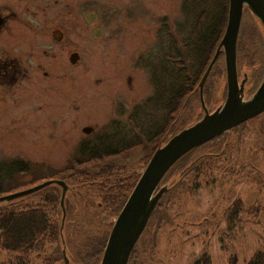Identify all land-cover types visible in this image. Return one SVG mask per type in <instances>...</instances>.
I'll return each mask as SVG.
<instances>
[{
	"label": "trees",
	"instance_id": "trees-1",
	"mask_svg": "<svg viewBox=\"0 0 264 264\" xmlns=\"http://www.w3.org/2000/svg\"><path fill=\"white\" fill-rule=\"evenodd\" d=\"M228 4L229 0H180L173 20L160 18L151 48L136 61L148 73L150 94L129 111L119 107L116 117L80 140L68 163L54 171L56 179L68 186L63 220L61 187L56 184L0 203V264H67L64 256L68 264H100L114 220L141 174L119 160L140 150L146 166L157 148L199 119L187 113L192 102L202 108L199 82L224 35ZM245 12L236 59L241 70L253 67L249 73L242 71L249 77L246 83L252 90L264 73V60L259 56L264 49V29L247 8ZM224 72L221 53L202 87L203 102L212 98L216 89L215 85L208 86L211 75L225 76ZM225 92L224 85L223 98ZM263 170L264 115L242 122L181 156L162 178L160 186L167 189L152 210L127 264H156L153 254L161 231L166 227L173 233L182 230L183 225L175 220L182 215L180 199L195 196L207 177L219 172L223 179L234 171L236 175L245 171L247 180L260 183ZM30 171L26 160L0 158V196L7 180ZM73 190L77 192L72 195ZM243 212L255 221L264 215L258 206L244 208L242 200L231 192L222 219L232 233H222L223 241L235 245L233 232L241 229ZM200 224L205 228L207 223ZM194 264H210L208 252L204 250ZM245 264H264V249L255 251Z\"/></svg>",
	"mask_w": 264,
	"mask_h": 264
},
{
	"label": "rangeland",
	"instance_id": "rangeland-1",
	"mask_svg": "<svg viewBox=\"0 0 264 264\" xmlns=\"http://www.w3.org/2000/svg\"><path fill=\"white\" fill-rule=\"evenodd\" d=\"M143 3L150 11L135 13L132 17L127 13L124 34L120 38L117 36L108 49L102 40L97 41L94 44L96 50L90 56H80V62L75 66L70 65L67 56H56L59 59L58 74L40 78L34 76L32 69L30 90L20 94L21 100L26 102L10 107L0 105V158L18 157L26 160L32 170L7 180L2 196L47 179L56 180L54 171L68 163L80 140L101 130L116 117L119 107L129 111L134 103L150 94L148 73L141 64L136 65V59L140 53L145 56L152 45L160 18L173 19L178 15L180 0H143ZM246 18L245 12L242 20ZM259 56L264 60V49ZM42 59L45 64L50 62L49 57ZM250 69L253 67L240 68V79L242 71L249 73ZM58 75L63 76L59 84L56 82ZM211 76L208 86L215 85L216 89L212 98L204 102L202 90H199L202 108L192 102L187 113L193 119L201 118L204 108L211 111L225 99L222 96L224 85L226 90L225 76L214 73ZM83 128H90L88 134ZM242 153L246 158L247 152ZM144 156L142 151L135 150L119 161L142 172L146 163ZM231 192L242 200L244 208L258 206L264 213V180L260 183L247 180L245 171L237 175L234 171L232 176L222 179L217 172L201 183L195 196L184 195L180 199L182 215L175 218L178 222L175 223L182 224L183 228L175 230L176 233L170 227L161 231L153 254L156 264H194L204 250L210 256V264H232L233 258L236 264H245L255 251L263 250L264 215L255 221L243 212L240 216L242 227L233 232L235 245L221 239L222 233H232L222 219ZM204 221L207 223L205 228L200 224ZM2 257L0 251V259Z\"/></svg>",
	"mask_w": 264,
	"mask_h": 264
},
{
	"label": "flooded vegetation",
	"instance_id": "flooded-vegetation-1",
	"mask_svg": "<svg viewBox=\"0 0 264 264\" xmlns=\"http://www.w3.org/2000/svg\"><path fill=\"white\" fill-rule=\"evenodd\" d=\"M142 11H150L143 0H0V105L24 103L20 94L30 90L32 69L40 78L58 74L56 56H67L75 66L80 56L96 50L97 41L108 49L124 34L127 13L132 17ZM42 57L50 62L45 64ZM57 77L59 84L63 76ZM249 88L245 83V95L252 94ZM260 115L264 111L248 120Z\"/></svg>",
	"mask_w": 264,
	"mask_h": 264
},
{
	"label": "water",
	"instance_id": "water-1",
	"mask_svg": "<svg viewBox=\"0 0 264 264\" xmlns=\"http://www.w3.org/2000/svg\"><path fill=\"white\" fill-rule=\"evenodd\" d=\"M244 7L259 20L264 29V0H229L224 35L199 82L201 92L213 64L223 52L226 77L223 103L212 112L203 107L204 114L199 120L155 150L112 225L100 264H127L152 210L167 189L165 186L160 187V182L181 156L264 111V76L257 90L247 99L243 98L245 78L238 81L236 43ZM83 131L89 132L90 128H84ZM50 184L59 185L62 189L60 206L63 220L67 191L63 180H46L30 188L0 196V203L30 195ZM64 258L68 264L66 256Z\"/></svg>",
	"mask_w": 264,
	"mask_h": 264
}]
</instances>
